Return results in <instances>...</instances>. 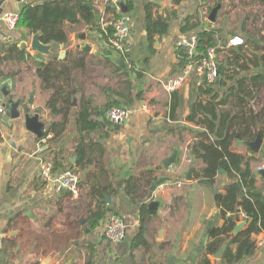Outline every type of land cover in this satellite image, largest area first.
<instances>
[{
  "label": "crops",
  "instance_id": "crops-1",
  "mask_svg": "<svg viewBox=\"0 0 264 264\" xmlns=\"http://www.w3.org/2000/svg\"><path fill=\"white\" fill-rule=\"evenodd\" d=\"M44 1L47 0H27L28 3ZM86 1L91 3L94 11L98 13V25L101 30L92 29L85 23L70 24L66 21L69 41L65 44L54 43L53 51L56 55L49 56L32 50V33L28 35V30H11L7 27L2 16L6 12H19L17 3L14 0H0V47L16 42L21 48V44L25 42L24 48L27 50L24 61H11L2 67L4 71H17L14 82L10 78L0 79L3 103L7 104L10 100L17 102L20 112L19 117H13L7 104L6 113H0V264H46L53 253L49 264H65L69 261L71 264H86L89 254L87 243L94 244L96 248V264H201L207 256L210 264H225L222 261L223 254L216 258L215 255L207 254V247L212 241L209 236L210 228L224 223V220L219 218L220 206L214 195L224 192L230 179L224 171L219 173L214 185L202 184L195 177L197 161L195 158V165H191L193 156L189 155L188 149L191 141L195 139L193 132L202 127L186 120V116L190 114V85L194 78L183 88L176 90L183 91L185 98V106L180 111L178 120H172L170 117L171 95L174 91L168 92L160 84V80L180 73L177 41L185 35L181 32V25L189 16L200 20V6L207 0H183L180 4L175 3L173 7L168 6L166 0H122L126 9L127 1H132V8L127 9L131 16L129 53L124 58L129 65L128 70L124 71L128 72L127 75L117 70V60L122 55L110 46L113 37L106 39L107 28L114 20V13L109 8H114L111 0ZM151 5L153 17L160 15L170 21L169 33L156 35L153 52L147 36V10ZM228 7L231 6L224 4V9ZM216 18L218 19L210 23L212 27L220 26L221 19L219 16ZM248 26L245 24L243 29ZM238 29L240 32L234 31L226 39L229 41L230 37L234 36L246 39L250 36L251 40L254 38L259 44L264 42V32L260 26H256L253 31L258 36L245 33L242 27ZM82 33H86L85 39L80 37ZM85 42L91 45L90 51L81 48ZM260 47L259 50L263 51L262 45ZM253 48L252 41L250 50ZM260 51L257 53L262 54ZM63 52V58L86 56V66L76 69L74 74L82 85L80 94L89 98L95 106H103L115 99L120 100L119 93L124 92L125 87L123 79L130 78L133 82V106L137 107V111L119 124L104 125L103 129L105 133L107 131V135H103L104 132L93 134L94 140L106 149L107 172L100 175V183H111L112 189H117L109 195L110 203H106L104 199L103 201L112 209L110 214L119 216L126 224V236L117 243L109 241L105 235L106 221L111 215L103 219L92 231L82 225L80 217L86 214L89 207L95 205L87 195L90 186L80 185L83 195L81 201H78L75 211L70 208L71 211L67 212L68 205L65 203L68 197L80 200L81 196L74 198L66 190L58 191L53 183L45 181L42 176L44 163L52 164L53 153L57 151L60 157L65 159L67 167L75 164L71 162V158L76 157L77 161L79 134L76 114H72L68 130L58 137H54L52 133L39 137L29 131L25 124L24 107L27 105L31 115L40 113L45 132L50 121L54 119L46 107L49 93L42 89V82L36 75V67L38 63L47 62L53 57L63 59L60 57ZM260 70L264 71V68L254 71ZM6 81H12V86H8ZM220 92L223 93L224 90L221 89ZM260 93H264V88ZM31 94H34L33 103L29 102ZM137 94H142L140 100L136 98ZM259 98L261 101L256 105L263 107L264 96ZM142 102L152 105L153 114L140 109ZM157 107L161 109V113H158ZM95 119L101 124L104 123L102 117ZM258 119L257 124L261 127L259 132L263 136L260 151L250 154L247 141H237L234 144V149L238 152L257 158L252 162L255 171L257 165L264 164V117ZM175 149L178 150V162L168 169L164 168L163 159L168 158ZM192 167V176L189 178ZM152 168L155 169L157 178H172L171 181L163 183L167 189L161 187L162 191L154 196V200L161 203L153 211L149 209V189L144 198L127 191L140 173H146ZM96 172L97 168L93 165L86 168L80 174V181ZM262 178L264 176L258 172L260 186L264 185ZM179 182L182 183L181 187L176 186ZM144 204L148 206L150 216L144 217L143 223L141 210ZM59 211H63L64 216H59ZM75 216H79V225L82 227L80 232L86 236L82 241L78 240L73 232L77 219L73 220ZM64 218L67 223L63 226ZM59 219L62 222H59ZM242 221L240 215L238 223ZM142 228L145 229L147 243L133 247V241ZM47 234L50 238H47ZM260 235L262 233L256 235V239ZM59 249L63 254L65 252L60 262L55 259V252ZM73 249L76 253L69 255ZM235 264H264V247L258 246L255 254Z\"/></svg>",
  "mask_w": 264,
  "mask_h": 264
},
{
  "label": "trees",
  "instance_id": "trees-1",
  "mask_svg": "<svg viewBox=\"0 0 264 264\" xmlns=\"http://www.w3.org/2000/svg\"><path fill=\"white\" fill-rule=\"evenodd\" d=\"M175 1L180 4L183 0ZM86 2V0L29 2L19 11L17 28L26 29L32 34L40 31L43 43H68L66 21L70 24L85 23L92 29L101 30L94 9L86 6ZM126 6L127 9L132 8V1H127ZM109 8L114 13V19L120 16L116 8ZM151 10L152 5L148 6L147 10V36L153 52L156 35L168 34L170 21L160 15L153 17ZM107 31L106 39L109 40L114 36V26L109 25ZM181 32L185 34L184 36L197 33L196 60L207 57L208 49L212 47H216L219 58L220 76L216 83L198 85V79L194 77L190 85V114L186 116V120L195 122L202 128L193 132L195 139L189 144L188 151L191 157L196 158L197 166L194 172L200 183L214 185L221 171H224L230 179L224 192L214 195L215 201L220 206L219 218L223 219L224 223L210 228L209 236L212 241L207 247V254L215 255L224 244H227L222 261L225 264H235L255 254L258 249L256 235L264 232V185H258V172L252 165L257 158L234 149L237 141H253L257 138L259 129L261 130L257 123L258 117H264V106L258 107L256 104L261 101L259 93L264 88V71L254 70L264 68V45L263 51H260L259 42L254 38L251 40L252 37L249 36L243 44L232 46L226 51L220 47L228 43L225 37H221V30L216 27H204L199 19L192 16L185 19L181 25ZM221 40L224 44H220ZM252 41L254 48L251 51ZM110 46L112 47L111 43ZM26 52V48H20L16 42L0 47V79L10 78L14 82L17 71H4L2 67L11 61L18 63L24 61ZM177 53L180 57L181 71L190 59L182 47L178 48ZM86 63V56L72 59L69 56L63 59L53 57L47 62L37 64L36 75L42 82V89L49 93L46 107L54 116L45 135L52 133L54 137L62 136L68 130L72 114H76L79 134L76 148L78 159L69 167L79 174L92 165L97 168L96 173L89 174L84 181H80V185L90 186L87 195L95 202V205L89 207L86 214L80 217L83 227L92 231L103 219L111 215L112 209L103 201L105 194L111 195L113 190L117 191L112 189L111 183L109 185L100 183V175L107 172L106 149L100 142L94 140L93 134L103 133L105 126L113 125L107 118L108 112L113 107L133 106L135 99L132 96V80L124 78L125 87L124 92L119 93L120 100L115 99L103 106H95L89 98L80 94L82 85L74 74L76 69L85 67ZM116 66L118 71L128 74L119 65ZM219 89H223L224 92L221 93ZM79 94L81 96L78 98ZM141 96L142 94H137L136 98L140 100ZM170 106L171 119L178 120L180 111L185 106L183 91L172 93ZM97 117H102L104 123L101 124L95 119ZM103 135H107V131ZM66 164L58 151L53 153L52 165L55 173L66 169ZM154 172L155 169L152 168L146 173H140L127 191L144 198L157 178ZM241 212L247 215L246 218H242L246 224L235 234L234 230L240 220ZM141 214L144 223V217L150 216L146 204L143 205ZM78 223H80L79 219ZM144 232L145 229L142 228L133 241V247L147 243ZM86 247L89 252L86 264H96L94 244L87 243ZM201 264H210L208 256L204 257Z\"/></svg>",
  "mask_w": 264,
  "mask_h": 264
},
{
  "label": "built area",
  "instance_id": "built-area-1",
  "mask_svg": "<svg viewBox=\"0 0 264 264\" xmlns=\"http://www.w3.org/2000/svg\"><path fill=\"white\" fill-rule=\"evenodd\" d=\"M168 6L173 7L176 3L175 0H166ZM114 8L118 12H120V16L115 18L112 22L114 26L115 32L114 36L111 40V44L114 50H116L123 58L129 53V39L131 36V16L128 12L123 11V6L121 2L122 0H111ZM207 2H203L201 9V17L202 20L210 22V17L208 15V10L206 7ZM2 19L4 20L7 27L11 30L17 29L18 22H19V12H6ZM209 28V27H207ZM213 28V27H211ZM245 42V39L239 36L230 37L226 46L221 47L228 51V49L235 45H240ZM177 46L182 47L185 49L186 54L188 55L190 61L189 63L174 77L167 78L166 80H160V84L162 87L168 91L173 92L183 88L187 85L192 78L197 77L198 85L204 84H214L218 81L220 76L219 71V58H217L216 47H212L208 49V56L201 59L196 60L195 56L197 54V47H198V35L197 33H191L188 36H182L177 41ZM8 82V86H12V81ZM2 92L3 90L0 89V113H6V107L3 104L2 100ZM140 109L147 113L153 114V107L148 102H142ZM135 111H137V107L135 106H122V107H113L108 112V119L113 124H119L123 122L126 118L132 115ZM264 170V164H259L256 167V171ZM42 176L47 182L53 183L55 188L58 191L66 190L68 191L72 197L78 198L81 196V187H80V174L77 173L70 167L60 171L59 173H55L53 171V166L50 162L44 163L42 167ZM161 184L159 186L158 191L156 190L154 196L157 193L162 191V188H165ZM182 183L176 184L177 187H181ZM167 189V188H165ZM242 218H246L247 215L244 212L240 213ZM126 224L123 219H121L117 215H111L108 217L105 225V235L107 239L111 242L117 243L122 241L126 236ZM262 235L256 239L257 246L264 247V232H261ZM260 233V234H261Z\"/></svg>",
  "mask_w": 264,
  "mask_h": 264
},
{
  "label": "water",
  "instance_id": "water-1",
  "mask_svg": "<svg viewBox=\"0 0 264 264\" xmlns=\"http://www.w3.org/2000/svg\"><path fill=\"white\" fill-rule=\"evenodd\" d=\"M14 1L17 3V10L18 11L22 10L28 4L27 0H14ZM4 2H7V0H4ZM6 6H7V3H5L4 7L6 8ZM86 6L93 9V6L91 3H86ZM221 6H222L221 4H218L217 6H215L212 9V11L210 13V20L211 21L214 22L216 20L217 13H218L219 9L221 8ZM123 11L128 12L125 5H123ZM95 15H96V18H99L97 12H95ZM41 34L42 33L40 31L32 34V38H31L32 50L34 52L39 53V54L55 56L56 53L53 51L55 44L54 43H43L41 41ZM28 35H30V32H28ZM80 37L82 39H85L86 33L80 34ZM24 47H25V42H23L21 44V48L23 49ZM81 48L83 50L90 51L91 45L88 42H85V44H83L81 46ZM64 55H65V52H63L60 55V57L63 58ZM117 61H118L119 65L121 66V68L123 69V71L128 70L129 65L123 57H119ZM33 97H34V94H31L30 100H29L30 103H33ZM3 104H4V106H6L8 104L13 117L17 118L20 116V112L18 110V103L17 102L10 100L7 104L6 103H3ZM24 115H25V124H26L27 129L39 137L44 136L45 135V130H44L45 124L43 121L40 120V113L36 112L34 115H31L29 112V106L27 105L24 107ZM262 143H263V136H262L261 132L258 133L257 138L255 140L247 141L246 145L249 146V149L251 151L250 154H252L253 152L258 153L261 149ZM177 157H178V150L175 149L173 151V153L168 158L163 159V161H162L163 167L168 169L172 165L176 164L178 162ZM70 160L72 163H75L76 157L71 158ZM191 165L192 166L195 165V157L192 158ZM192 172H193V167L189 171V178H191ZM259 173L264 176V170L259 171ZM171 180H172V178L169 176H161V177H159L153 181L152 185L149 188V192H148V196H147L148 200H150L149 209L151 211L155 210L159 206V204L161 203L157 200H154V192L156 191L157 187L160 186L161 184H163L164 182L171 181ZM104 201L106 203H110L111 197L109 195L105 194ZM245 224H246V221H242V222L238 223V225L236 226V228L234 230V233L237 234L245 226ZM226 247H227V244H224L220 248V250L215 254V257L220 258L222 256L223 252L225 251ZM65 264H71V262L69 261Z\"/></svg>",
  "mask_w": 264,
  "mask_h": 264
},
{
  "label": "rangeland",
  "instance_id": "rangeland-1",
  "mask_svg": "<svg viewBox=\"0 0 264 264\" xmlns=\"http://www.w3.org/2000/svg\"><path fill=\"white\" fill-rule=\"evenodd\" d=\"M207 3L209 4V6L206 4L209 17H210V13H211L212 9L214 8L215 4L216 3L222 4L221 8L219 9V11L217 13V17L219 16L221 19L219 21L220 26H218V27L213 26V27H216L217 29L221 30V34H220L221 37L227 38L229 36V34H232V32L238 31L239 30L238 28L242 27V29H243L245 24L249 25V26L247 29L244 28L243 31L245 33H248L249 35L252 34L253 36H258V35H255L253 33V31H255L256 26H260L261 31L264 32V2H263V0H207ZM121 4L123 6L124 2H121ZM224 4H229L231 7L224 9ZM200 7L202 10L205 9V8H202V5ZM216 19H218V18H216ZM200 21L204 27H212L210 22L202 20L201 12H200ZM238 32H240V31H238ZM222 42H223V40L220 41V44H224ZM260 45L263 46L264 42ZM263 96H264V93H260V97L263 98ZM157 109L159 110L158 113H161V109L159 107H157ZM82 196L83 195H81L80 200L79 199L73 200V199L68 197L67 203H65L66 205H68L67 212L71 211L70 208L74 209V211H75V207H77V205L79 203L78 201H81ZM82 201H83V199H82ZM84 211H85V209L83 207L82 212H84ZM63 214H64L63 211H59V216L60 215L64 216ZM79 216H77V217L75 216L73 218V220L77 218L76 219L77 223L75 224L76 226L73 227L74 228L73 232L76 234L75 236L77 237V239L82 241L84 239V237H86V236H83V234L81 233L82 227H80V225L78 223V219H79L78 217ZM59 222H62V220L59 219ZM62 223H63V226L65 223H67L65 218H64ZM80 230H81V232H80ZM47 238H50L49 234H47ZM73 238L75 239L74 236H73ZM73 252L76 253L74 249L70 250L69 255L74 254ZM79 252L81 253V251H79ZM64 255H65V252L63 254V252L59 249V250H57V252H55V259L58 262H60L61 257ZM53 256H54V253L52 254V257L49 258L50 260L46 264H49L51 262ZM54 264H56V263L54 262Z\"/></svg>",
  "mask_w": 264,
  "mask_h": 264
}]
</instances>
